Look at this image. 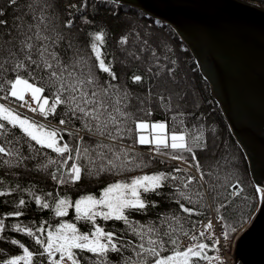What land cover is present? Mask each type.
<instances>
[{"label":"snow or ice","instance_id":"snow-or-ice-1","mask_svg":"<svg viewBox=\"0 0 264 264\" xmlns=\"http://www.w3.org/2000/svg\"><path fill=\"white\" fill-rule=\"evenodd\" d=\"M117 2L118 0H111L112 4ZM109 3L110 0H94L92 7L96 12L101 9L115 12L114 7H108ZM13 6L21 10L10 24L5 18L6 8L11 10ZM88 7L89 0L70 4L69 8L74 9L75 14L70 12L72 18L62 24L56 22L51 0H7L6 7H0V100H7L11 105L10 98H14L19 102L20 108L38 113L45 121L50 116H59L58 125L63 126H50V121L48 124L41 123L0 103V136L7 137V126H11L12 129H19L27 138L30 153L43 156L46 154L39 149H50L58 157L64 158L57 161L49 157L43 165L45 169L53 164L67 165L68 160L74 159L72 153L75 152V162L68 166L67 180L63 175L51 173L52 179L59 184H75L84 175L98 176L106 172L119 174L133 168L146 167L147 164L136 150L137 144L152 145L151 150L155 155H168L174 161L186 163L189 169L194 168L199 175H186L181 178L171 173L159 172L136 176L129 182L108 185L99 199L93 195L82 196L75 201L64 197L54 201V206L42 200L41 196L30 193L34 196L36 205L41 209L53 210L57 217L67 216L68 210L74 208L76 219L91 224L92 229L84 232L76 224L63 222L52 231L46 230L44 226L34 230L25 224H13L12 231L34 239L42 251L34 252L21 241L12 239L11 244L17 245L22 254L6 259L2 264H45V260L46 264H113L117 259H121L123 264H225L219 253L224 247L223 242L229 241L233 231L238 228L233 225L232 231H229L228 225L224 223L226 216L221 214V209L226 210L228 207L224 202L216 209L217 222L221 224L219 233L211 219L206 223L193 221L190 231H184L181 226L179 231L190 241L187 246H183L177 234L178 230L171 224L162 229L130 219L133 213L144 212L150 203L155 207V202H150L147 195H160V190L165 187L175 188L178 193L176 203L182 212L190 216L196 214L194 208L181 203V199L189 204L194 203L192 195L186 191L189 185L197 182L204 187L207 184L206 191L217 194L214 199L220 194L217 185L205 179L206 176H211V172L204 171L193 148L195 143L201 151L206 149V142L200 144L202 132L192 136L190 142V134L183 127V119H179L178 124L171 127L167 121L143 119V116L152 115L153 100L158 107L171 111V97L154 93L151 88L145 97H140L128 85L115 83L120 77L114 71L113 62L101 50L106 42V33L103 30L85 33L94 62L92 56L84 54L77 35L84 32V28L74 29V25L77 20L82 25L94 23V17L89 18L86 11ZM64 29L68 31L65 32ZM118 43L128 45L129 36H121ZM122 50L133 60H141L140 52L144 51L143 48L139 51L128 48ZM151 56L155 59L146 72L151 73L157 80L164 74L165 68L168 75L175 71L174 68L162 64L161 57L156 52H151ZM99 73L105 76L101 77ZM130 80L134 85H141L146 82V77L133 72ZM170 119L176 122L178 118L173 115ZM72 121L80 123V128L76 129L77 134L85 131L95 138L94 146L81 148L83 136L75 148H71L68 143H61L62 133L72 135L69 127ZM184 153L190 154L191 162ZM0 155L10 158L4 160V164L15 163L17 166L34 158L23 155L20 141L11 137H7L5 143L0 145ZM81 159H86L87 165L79 163ZM174 171L186 172L182 168ZM169 181L176 183L169 185ZM232 187L239 188V184ZM242 191L240 189L234 195L239 197ZM256 193L257 199L264 202V186L256 188ZM5 195L4 191H0V197ZM47 195L51 196L52 193ZM195 195L203 198V193L199 191ZM26 204V200L21 198L15 205L17 210L0 216V240L6 239L2 235L8 227L5 219L22 217L24 212L21 209ZM97 218L122 222L133 236L138 237V242L133 244L131 240L122 241L115 231L105 230L97 224ZM170 220L179 223V218L175 216L167 217L161 223ZM197 225L201 226L198 228ZM126 248L132 250L127 258L123 256ZM210 251L216 255L210 256Z\"/></svg>","mask_w":264,"mask_h":264},{"label":"trees","instance_id":"trees-1","mask_svg":"<svg viewBox=\"0 0 264 264\" xmlns=\"http://www.w3.org/2000/svg\"><path fill=\"white\" fill-rule=\"evenodd\" d=\"M258 4L264 6V0H252ZM54 4V11L57 17V23L62 24L67 19L72 18L69 13L75 14L74 9H70V4H79L80 0H51ZM94 0H89V7L86 10L89 18L94 17V23L92 25H82L79 20L76 21L74 29L80 27L84 28V32H79L80 46L84 49L86 56H92L91 49L88 47V37L85 35L89 31L103 30L106 33V42L102 46V52H104L108 59L114 64V71L120 77L119 81L123 85H128L133 93L140 97H145L149 88L154 93H162L165 97H171V111H165L163 108L157 106V102H152V115L143 116V119L149 121H167L169 126L178 124L179 119H183V127L186 128L191 137L203 133L200 144L205 142L207 147L201 151L195 143L193 148L197 152V157L205 172H211V176H206L205 179L217 185V191L220 194L217 198L216 193L207 191L209 199L213 208L216 210L221 202L228 205L227 209H221V214L226 216L225 224L228 225L229 231H232V226H237L238 230L233 231L232 238L249 222L251 216L257 210L260 200L257 199L256 185L254 184L247 160L241 149L233 137L230 128L225 121V118L221 112V109L213 98L209 84L204 79L198 65L191 55L190 50L178 37L175 31L167 24L157 21L154 18L147 16L145 13L128 6H122L117 3L112 4L111 0L108 7H114L115 12L110 10L101 9L96 12L92 7ZM7 0H0V7H6ZM23 4H21V8ZM21 9L13 6L11 10L6 8L9 23L11 24L15 15L19 13ZM140 22V26L137 24ZM132 23V25H131ZM148 24V30L140 32L139 36H136L138 28L144 27ZM135 25L134 30H130L129 27ZM127 29L131 35L129 38V44L125 47L133 51L140 52L141 60H133L127 57L125 52L119 51L118 41L121 36L122 30ZM67 32V29H64ZM152 32L151 36L147 39V33ZM118 35V36H117ZM128 36V33L125 34ZM116 38L114 41L113 38ZM144 41H147L145 44ZM177 49L179 52H177ZM156 52L157 56L161 57V61L167 65L168 68H174L175 71L171 74H167V68H165L164 74L157 80L156 77L146 72L147 67L152 63L146 62L150 60L151 52ZM123 52V53H122ZM125 53V54H124ZM124 54V55H123ZM124 59L126 64H120V60ZM130 60V61H128ZM172 61L178 64L176 67L172 65ZM177 61V62H176ZM92 62H94V56H92ZM107 62V60H106ZM133 63V64H132ZM123 65V66H122ZM135 72L137 74H144L146 82L141 85H134L131 83L130 76ZM101 77L105 74L99 73ZM0 103H4L0 100ZM5 104V103H4ZM6 105V104H5ZM7 106V105H6ZM22 116H26L21 113ZM182 114V115H181ZM177 116V121H171V117ZM27 117V116H26ZM50 119L58 122L59 116L49 117ZM8 127L7 137H11L13 140L18 139L20 141L21 152L25 156H32L34 158L25 160L23 164L17 166L15 163L12 165L4 164L3 161L10 159L0 155V191H4L6 195L0 197V216L6 213L17 210L15 205L19 199L26 200V207L21 209L24 215L20 218H6L5 223L8 226L6 232L2 235L6 239L0 240V264L6 259H10L15 255H21L22 250L17 245H12L11 240L17 239L29 247L32 251H42L39 245L35 244L34 239L26 236L23 233H17L11 230V225L21 223L32 227L34 230L37 227L44 226L46 230L52 231L59 226L60 223H73L84 232H88L92 229L91 224L76 219V213L74 208L68 210V215L64 217H57L51 209H41L36 205L34 196L30 193H34L35 196H41L42 200L53 204L54 201L68 197L70 200L75 201L82 196L93 195L97 199L103 193V190L110 184L115 182H129L133 177L142 175H152L159 172L171 173L172 175L185 178L186 175H195L187 168L179 165L178 163L167 160L162 157H153L147 151L149 147L146 145H136V150L140 157L147 164L143 168H133L129 171H124L119 174L102 173L100 175H84L81 181L73 184L67 182L65 184H59L53 180L51 173L55 172L58 176L63 175L67 180L68 166L75 162V152L72 153L74 159H70L67 165L53 164L47 169L43 168V165L50 157L53 160L61 161L64 158L58 157L55 152L50 149H39L40 152L45 153L43 156H35L34 153L28 151L27 145L29 141L19 129H12ZM72 135L62 133L63 140L61 143H68L71 148H75L80 142L79 135L76 133V129L80 128L78 121H72L69 125ZM83 133L84 141L80 143V147L94 146L95 138L90 137L85 131ZM5 136H0V145L5 143ZM34 144V142H31ZM10 146V145H9ZM39 148L38 145L35 146ZM189 157L190 154L184 153ZM168 156V155H167ZM82 165H87L86 159L79 161ZM176 168L185 169L186 172H175ZM169 185L176 182L169 181ZM239 184V188L243 189L239 197L233 195L234 188L232 185ZM222 185V186H221ZM201 187V183L194 182L189 185L186 190L192 195L193 204H189L186 200L181 199L186 207H192L195 210V215H188L182 212L179 204L176 203L178 193L174 187H165L160 190V195L150 194L147 195V199L150 202H155V207L150 206L144 211L139 213H133L130 217L133 221H138L144 225H154L162 229L168 228L169 224L178 230L177 234L181 238L183 233L179 231L181 226L184 231H190L193 221H201L208 217L209 207L207 203L205 189ZM199 191L203 193V198L198 197L195 193ZM48 193H52L48 196ZM227 197V200H225ZM247 197V199H245ZM54 206V204H53ZM178 217L179 223L176 220H170L166 223L167 217ZM45 221L47 223H45ZM97 224L104 227L105 230H112L117 233V236L122 241L131 240L133 244L138 242V237L132 235L122 222L117 221H103L97 218ZM242 224V226H241ZM49 225L51 227H49ZM39 235V233H37ZM231 238V239H232ZM132 252L131 248H126L123 256L127 258ZM215 252L210 251L209 255L213 256ZM46 264V260H45ZM113 264H123L121 259H117ZM203 264V262H202Z\"/></svg>","mask_w":264,"mask_h":264},{"label":"water","instance_id":"water-1","mask_svg":"<svg viewBox=\"0 0 264 264\" xmlns=\"http://www.w3.org/2000/svg\"><path fill=\"white\" fill-rule=\"evenodd\" d=\"M169 25L194 57L251 178L264 186V6L252 0H118ZM234 259L264 264V202L237 237Z\"/></svg>","mask_w":264,"mask_h":264},{"label":"built area","instance_id":"built-area-1","mask_svg":"<svg viewBox=\"0 0 264 264\" xmlns=\"http://www.w3.org/2000/svg\"><path fill=\"white\" fill-rule=\"evenodd\" d=\"M14 105L17 108L28 112L29 114L33 115L34 117H38L39 119H42L37 113H32V112L28 111L27 108H20L19 104H14ZM33 106H35V105H33ZM45 122L49 123V121H45ZM51 124L55 125V126H59L57 122H51ZM151 154L153 156H156L153 151H151ZM209 219H211L213 221V223L215 225V229L219 233V231L221 229V224L217 222V213L212 209H211V215L207 219L202 220V222L206 223ZM200 226L201 225H197L198 228ZM181 241H182L183 246H187L190 243L188 238L185 236H183L181 238ZM223 244H224V247L222 248V250L220 251L219 254L223 257L225 264H237L235 259H234V242H230V240H229V241L223 242Z\"/></svg>","mask_w":264,"mask_h":264},{"label":"rangeland","instance_id":"rangeland-1","mask_svg":"<svg viewBox=\"0 0 264 264\" xmlns=\"http://www.w3.org/2000/svg\"><path fill=\"white\" fill-rule=\"evenodd\" d=\"M131 25H132V23H131ZM141 24H140V22L137 24V26L139 27ZM148 24H145L144 25V27H142L141 29L140 28H138V30H137V33L138 34H135L136 36H139V34H140V32H144L145 30H148L149 29V27L147 26ZM130 28V30L132 31V30H134L136 27H135V25H133L132 27H129ZM128 33V36H129V38L131 39V35H130V33L128 32V30L127 29H125V30H122L121 31V33H118L119 35H125V34H127ZM147 36V39H149L151 36L153 37V35L154 34H152V32H150V33H147L146 34ZM118 36V35H117ZM113 38V40L115 41L116 40V38H114V37H112ZM118 46H119V51L121 50V51H123L122 49H124L127 45H120V44H118ZM124 52V51H123ZM122 52V53H123ZM177 52H179V50L177 49ZM125 54V53H124ZM123 54V55H124ZM126 55V54H125ZM151 55V54H150ZM155 58L154 57H150V60H146V62H148V63H152V61L154 60ZM125 60L124 59H121L120 60V64H126L127 62H124ZM128 61H130V60H128ZM124 62V63H123ZM177 62V61H176ZM161 63L162 64H164L165 65V63L163 62V61H161ZM133 64V63H132ZM172 65H175L176 67L178 66V64H172ZM123 66V65H122ZM150 75H152L151 73H150ZM0 254H3V252L2 251H0Z\"/></svg>","mask_w":264,"mask_h":264},{"label":"bare ground","instance_id":"bare-ground-1","mask_svg":"<svg viewBox=\"0 0 264 264\" xmlns=\"http://www.w3.org/2000/svg\"><path fill=\"white\" fill-rule=\"evenodd\" d=\"M148 16V15H147ZM150 17V16H149ZM157 20V19H156ZM157 21H160V20H157ZM160 22H162V21H160ZM163 23V22H162Z\"/></svg>","mask_w":264,"mask_h":264}]
</instances>
